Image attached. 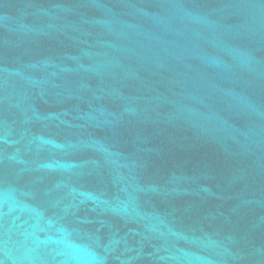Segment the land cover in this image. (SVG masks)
Instances as JSON below:
<instances>
[{
	"label": "water",
	"instance_id": "obj_1",
	"mask_svg": "<svg viewBox=\"0 0 264 264\" xmlns=\"http://www.w3.org/2000/svg\"><path fill=\"white\" fill-rule=\"evenodd\" d=\"M0 264H264V0H0Z\"/></svg>",
	"mask_w": 264,
	"mask_h": 264
}]
</instances>
